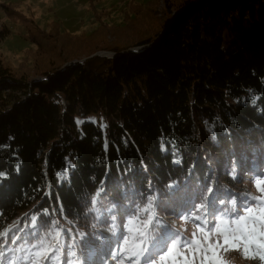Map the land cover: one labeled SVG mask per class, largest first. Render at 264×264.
Instances as JSON below:
<instances>
[{
	"label": "trees",
	"instance_id": "trees-1",
	"mask_svg": "<svg viewBox=\"0 0 264 264\" xmlns=\"http://www.w3.org/2000/svg\"><path fill=\"white\" fill-rule=\"evenodd\" d=\"M87 2L82 32L0 4L29 43L19 66L0 51V264H111L140 232L162 251L264 179V0H130L118 24Z\"/></svg>",
	"mask_w": 264,
	"mask_h": 264
},
{
	"label": "rangeland",
	"instance_id": "rangeland-1",
	"mask_svg": "<svg viewBox=\"0 0 264 264\" xmlns=\"http://www.w3.org/2000/svg\"><path fill=\"white\" fill-rule=\"evenodd\" d=\"M27 1L28 3L20 2L19 5H23L22 8L24 9V11L32 15L44 28L47 27V23L50 20H55L56 16L61 18L64 28L71 32L91 31L98 24V21H95L96 17L94 14H92V12L90 15L87 14V0ZM128 1L130 0L102 1L97 4L98 14H102V16L104 15L103 20L107 23H121L123 21L121 12L122 5L123 3L126 5ZM137 1L143 2V0ZM3 2H5V0H0V4ZM0 14L3 16L4 21H7L10 25L12 24V32L0 46V51L3 55H5L8 61H11L14 64H18L17 66H19L21 64L20 62L24 58L25 50L29 46V43L25 39V29L22 24L11 23V20L5 15V12L1 5ZM115 31L116 30H114V33L110 34V36H114ZM139 48L140 47L135 49ZM30 67H32V65ZM82 121L83 119L79 118L80 124L82 123ZM260 181H264V179ZM251 186L256 197L259 196L261 198H264V192H261L257 188L256 181H253L251 183ZM261 187H264V184H262ZM248 207L259 208L264 207V204L256 200L255 202H253V204L248 205ZM237 209L238 211H240L239 208ZM241 213L246 214L245 209L244 212ZM232 221V218L228 220H226V218L222 220L220 219L215 223H211L210 226V222L208 219H204L201 221L197 218L194 220H181V218H178V224L175 227V229L178 230V235L176 234L175 236H173V238L170 239L168 243H164V250L162 251L157 250V247L160 246L159 244L153 246V242L150 243V241H147L149 243V251L145 254L144 257L141 258V264H153V261L155 262V264H161L160 255L166 254L167 247H172L173 252L172 256L168 258L166 264H173L174 260L176 264H183L185 256L189 260H193L194 264H201L202 258L204 259V264H209L208 258L205 257V253L202 251V249H206L209 243H211L212 245H216L217 241H219V246L215 248V255L213 256L211 252H208L207 254L208 257L212 258L211 264H219V262H223V264H264V260L260 259L258 250L255 248V246L250 249L249 254L246 256L243 250V245H240L238 247L223 245L222 234L226 228L230 229L234 227ZM217 225H219V232L215 230ZM201 228L204 229L203 232L201 231ZM193 233L196 234L195 237L193 236ZM171 241H174V243H170ZM137 244H140V242L131 237L129 245H127L126 247H132ZM141 246L143 247V245ZM118 249L119 248H116L115 250ZM111 255L112 254H109L108 251L109 260H112V258L110 257ZM123 255L126 256L127 253H124ZM96 257V259H94V257L93 260L90 261V264H102L103 260H101V257L97 256V253ZM46 259L47 256L45 257V254L37 257V261ZM110 262L111 264H117V260L115 258ZM106 264L109 263L106 262ZM124 264H130V261L125 259Z\"/></svg>",
	"mask_w": 264,
	"mask_h": 264
},
{
	"label": "snow or ice",
	"instance_id": "snow-or-ice-1",
	"mask_svg": "<svg viewBox=\"0 0 264 264\" xmlns=\"http://www.w3.org/2000/svg\"><path fill=\"white\" fill-rule=\"evenodd\" d=\"M79 123V122H78ZM59 175V173H57ZM0 176H4V173H0ZM264 184V181L257 180L256 186L261 191L264 192V187H261V185ZM174 195V193H172ZM152 195V189L149 188L147 193L143 195V198L146 199L148 196ZM257 201H260L262 204H264V198L256 197ZM156 206L159 207V204L161 203L159 199L155 202ZM245 209L246 214H240L238 211L233 212V215L236 217L232 221V224L234 227L230 229H225L223 232V245L224 246H233L238 247L240 245H243V250L245 255L247 256L249 254L250 249L255 246V248L258 250V254L261 260H264V207L259 208H253L248 207L247 205H243ZM144 212L148 211V208L145 207L143 209ZM211 212H209V216H211ZM36 217H32L33 224L36 223ZM149 221H151V217L149 216L148 219L144 222L145 227L148 226ZM131 221H129L130 223ZM211 223H215V220L212 219L210 221ZM162 228H160L161 230ZM217 232H219V225L216 226L215 229ZM201 231L203 232L204 229L201 228ZM157 234V233H156ZM178 235V234H177ZM195 233H193V236L195 237ZM140 236L142 237L140 244L134 245L132 247H120L118 250H113L112 255L117 260V264H124V260L127 259L130 261V264H141V258L145 256V254L149 251V243L147 242V237L145 236L144 232H140ZM155 236V235H154ZM154 239V237H153ZM153 239L150 243H152ZM124 245H129V237L125 236L123 238ZM15 243V241H13ZM170 243H174V241H171ZM143 245V247L141 246ZM219 246V241L216 242V245H212L211 243L208 244V247L206 249H202V251L205 253V257L208 258L209 264H211V257H208V252H211L213 256L215 255V248ZM173 249L172 247H167V251L165 255H160V262L161 264H166L168 258L172 256ZM127 253L126 256L123 254ZM37 255H42V253H37ZM66 255L68 257L75 256L76 254L74 252H69L67 249ZM218 259V258H217ZM67 264H70V259L67 260ZM153 264L155 262L153 261ZM173 264H176L175 260L173 261ZM183 264H194L193 260H189L186 256L184 257ZM201 264H204V259L202 258ZM219 264H223V262H219Z\"/></svg>",
	"mask_w": 264,
	"mask_h": 264
},
{
	"label": "crops",
	"instance_id": "crops-1",
	"mask_svg": "<svg viewBox=\"0 0 264 264\" xmlns=\"http://www.w3.org/2000/svg\"><path fill=\"white\" fill-rule=\"evenodd\" d=\"M15 1H16V2H21V3H23V2H25V3L27 2V3H28L27 0H15ZM87 1H88V0H87ZM94 1H95L96 4H99L100 2L105 1V0H94ZM109 1H110V0H109ZM87 3H88V2H87ZM89 5H90V4H88V6L86 7V9H87V12L90 13V10H89L90 7H89ZM22 7H23V5L20 4V5H19V8H20V9H23ZM23 10H24V9H23ZM25 12H26V11H25ZM75 19H77V18H75Z\"/></svg>",
	"mask_w": 264,
	"mask_h": 264
},
{
	"label": "water",
	"instance_id": "water-1",
	"mask_svg": "<svg viewBox=\"0 0 264 264\" xmlns=\"http://www.w3.org/2000/svg\"><path fill=\"white\" fill-rule=\"evenodd\" d=\"M131 50H134V49H131ZM102 53H104V54H110V55H114L115 54V53H112V52H105V51H103Z\"/></svg>",
	"mask_w": 264,
	"mask_h": 264
},
{
	"label": "bare ground",
	"instance_id": "bare-ground-1",
	"mask_svg": "<svg viewBox=\"0 0 264 264\" xmlns=\"http://www.w3.org/2000/svg\"><path fill=\"white\" fill-rule=\"evenodd\" d=\"M134 50H136L135 48H133Z\"/></svg>",
	"mask_w": 264,
	"mask_h": 264
}]
</instances>
